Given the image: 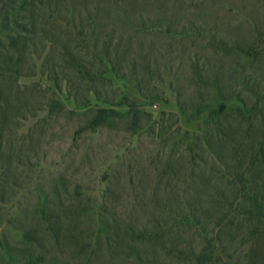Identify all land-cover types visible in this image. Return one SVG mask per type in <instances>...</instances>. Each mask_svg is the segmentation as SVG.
<instances>
[{"label":"rangeland","instance_id":"obj_1","mask_svg":"<svg viewBox=\"0 0 264 264\" xmlns=\"http://www.w3.org/2000/svg\"><path fill=\"white\" fill-rule=\"evenodd\" d=\"M14 1L0 264H264L254 224L217 213L197 260L203 201L264 136V0ZM103 107L115 116L88 128Z\"/></svg>","mask_w":264,"mask_h":264},{"label":"trees","instance_id":"obj_2","mask_svg":"<svg viewBox=\"0 0 264 264\" xmlns=\"http://www.w3.org/2000/svg\"><path fill=\"white\" fill-rule=\"evenodd\" d=\"M18 1H14V7ZM23 11L33 6V0H23ZM51 3L47 4L49 6ZM40 8L46 3H39ZM19 6V5H18ZM13 54L18 52L14 44H11ZM12 55H8L0 65V77L2 80L13 78L17 80L20 76V63L13 60ZM116 114L113 108H99L92 117L88 128L95 129L107 119ZM264 136L258 137L251 143L250 149L243 152L234 161V164L227 169L226 174H222L225 182L219 188V192L214 193V198L205 200L203 203L204 220L200 223V235L203 238L202 249L197 256L199 262H206L212 259L214 253L211 240L208 238V225L205 221L210 213H217L220 221L230 217L229 223L232 225L244 219L248 223L254 224L252 235L264 237ZM205 221V222H204ZM256 223V224H255ZM262 224V225H261ZM252 257V264H255Z\"/></svg>","mask_w":264,"mask_h":264}]
</instances>
